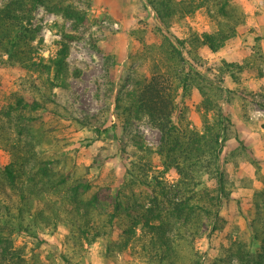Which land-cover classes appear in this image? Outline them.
<instances>
[{
	"label": "trees",
	"instance_id": "16d2710c",
	"mask_svg": "<svg viewBox=\"0 0 264 264\" xmlns=\"http://www.w3.org/2000/svg\"><path fill=\"white\" fill-rule=\"evenodd\" d=\"M146 1L157 20L153 33L160 40L159 47L165 55L163 65L150 76L136 72L132 88L117 95L114 103L116 117L123 123L128 124L131 118L146 117L158 129L156 153L162 158L163 169L152 171L151 163L143 157L130 161L122 186L112 195L105 182L98 184L84 178L70 181V175L65 172L55 181L53 166L49 164H55L59 157L36 158L27 172L28 179L34 182L30 187L36 191L35 185L41 182L55 195L63 192L58 199L70 227L72 244L77 247L64 252L66 262L73 258V251H81L78 247L81 238H106V251L111 254L117 249L126 250L137 240L150 264H264V175L263 186L253 194L249 237L236 236L227 245H221L217 254L207 261L206 252L197 246V240L206 230L214 233L228 225L223 209L230 202L235 182L224 168L221 155L227 141L233 137L239 141L242 151L246 146L239 138L231 114L224 108L237 98L245 103L256 100L254 93L244 87L231 88L226 79L241 84L240 73L246 67L257 68L263 76L261 45L256 44L254 51L240 63L223 59L211 64L200 50L207 47L213 53L221 51L236 38L238 28L245 22L244 12L234 7L232 0H213V8L209 10L216 18L218 29L193 31L184 39L174 35L169 24L191 14L198 7L195 0ZM40 5L78 23L85 21V17L64 4V0H0V63L19 64L38 73V77L29 82L20 81L17 89L8 92L6 104L0 110L9 119H17L19 125L43 122L44 116L49 114L65 115L55 100L54 88L68 87V39L73 35L63 36L55 56L48 60L37 56L35 41L41 28L34 19ZM195 88L202 95L198 105L201 129L191 127L187 119L189 106L185 100L192 96ZM258 104L264 108V102ZM178 112L176 121L174 117ZM92 120L96 122L98 116L90 117L88 123ZM24 128L21 127L19 133L25 132ZM96 129L98 132L107 130ZM171 169L176 172L174 181L165 175ZM4 171L14 185L19 177L17 168L8 164ZM104 186L108 194H103ZM36 194L31 192L39 209L44 198ZM22 199L27 200L26 194H22ZM24 205L20 208L21 214L25 211ZM7 212L11 214L10 208ZM14 219L19 229L31 233V227L24 226L22 218ZM1 220L14 224L3 216ZM114 230L118 231L116 238H112ZM0 246V264H29L12 247V239L1 224Z\"/></svg>",
	"mask_w": 264,
	"mask_h": 264
},
{
	"label": "rangeland",
	"instance_id": "374dc122",
	"mask_svg": "<svg viewBox=\"0 0 264 264\" xmlns=\"http://www.w3.org/2000/svg\"><path fill=\"white\" fill-rule=\"evenodd\" d=\"M195 2L198 7L191 14L169 24L171 32L181 39L193 31L218 29L216 18L209 10L213 8V0ZM64 4L80 12L85 21L78 23L40 5L34 22L41 28L35 41L37 56L45 60L55 56L66 33L73 35L68 39V87L54 88L55 100L65 115H45L43 122L27 126L19 125L17 119H9L0 112V216L14 223L6 224L1 220L0 224L10 235L12 247L29 264H150L137 240L126 250L117 249L111 254L106 251V238H81L78 244L81 251H73V258L66 262L64 252L77 247L72 244L70 227L58 199L63 192L55 195L41 182L35 185L36 191L30 187L34 182L28 179L27 172L36 158L59 157L55 164H49L53 166L55 181L65 172L70 175V181L84 178L98 184L105 182L111 190L109 193L104 186L103 194L112 195L122 186L130 161L143 157L151 163L152 171L163 169L162 158L156 153L158 129L146 117L131 118L128 124L123 123L116 117L114 103L117 95L132 88L136 72L150 76L163 65L165 55L159 47L160 40L153 33L157 20L151 5L146 0H64ZM232 4L244 12L245 22L238 28L236 38L221 51L213 53L207 47L200 50L211 64L223 59L240 63L254 51L256 44L261 45L264 53V0H232ZM259 72L255 67H246L240 73L241 84L226 79L231 88L244 87L254 93L256 102L245 103L237 98L224 108L231 114L246 149H240L235 137L223 148L222 164L234 180L235 188L223 209L227 227L214 233L206 230L197 240L198 248L206 252V261L236 236L248 238L250 235L248 224L254 207L253 194L263 186L264 175V108L258 104L264 102V75L260 76ZM36 77L38 73L19 64L0 63V110L6 104L8 92L17 89L20 81L29 82ZM201 100L197 88L185 100L189 106L187 119L191 127L197 129L203 126L198 111ZM92 116H98V120L88 123ZM174 118L179 120V112ZM21 127H25L22 134L19 133ZM97 127L107 130L98 132ZM8 164L17 168L19 177L14 185L4 171ZM165 175L170 181L176 179L173 169ZM31 192L44 198L39 209ZM23 193L27 200L22 199ZM23 205L25 211L21 214ZM14 217L22 218L23 225L31 227V233L19 229ZM117 234L114 230L112 238Z\"/></svg>",
	"mask_w": 264,
	"mask_h": 264
}]
</instances>
